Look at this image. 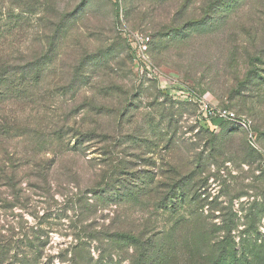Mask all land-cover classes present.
<instances>
[{"label": "rangeland", "instance_id": "rangeland-1", "mask_svg": "<svg viewBox=\"0 0 264 264\" xmlns=\"http://www.w3.org/2000/svg\"><path fill=\"white\" fill-rule=\"evenodd\" d=\"M184 1L0 0V66L25 85L0 97V193L13 177L29 199L0 229L49 231L42 264H67L79 234L176 228L182 246L196 210L218 242L235 224L240 243L251 212L264 238V0H225L214 23L200 21L205 0L177 15ZM201 100L253 139L205 119ZM135 183L148 194L131 196ZM88 243V264H132L122 242Z\"/></svg>", "mask_w": 264, "mask_h": 264}, {"label": "trees", "instance_id": "trees-1", "mask_svg": "<svg viewBox=\"0 0 264 264\" xmlns=\"http://www.w3.org/2000/svg\"><path fill=\"white\" fill-rule=\"evenodd\" d=\"M224 1L205 0L200 21L217 22L220 15L219 12H215L214 8ZM184 2L182 8L177 11L179 16H182L185 4L188 1L185 0ZM38 64L39 62L34 68L36 73L33 71L32 75L36 79H39L38 77L43 72L36 71ZM22 71L23 69L20 66L10 64L0 66V97H6L5 92L7 90L25 86L21 79H17L21 76ZM215 122L226 124L232 121L215 120ZM235 126V124L228 123L227 131L230 132L229 135L236 132L234 131ZM262 137L264 138V134H262ZM42 171L44 172L45 169L39 172ZM4 173L5 171L2 172V174ZM8 180L7 189L0 193V218L2 216L7 219L12 217V220H14L16 217L13 209L16 206L27 208L29 199L24 197L22 189L18 188L19 183L15 182L13 177ZM133 185L135 187L139 186L136 183ZM180 186L181 183H178L176 191L179 190ZM145 187V185L139 186L138 190L134 191L135 193H130V195L148 194L146 193L148 189ZM196 187L198 186L194 185L193 189H197ZM157 188L166 189L162 185ZM182 189L184 190V187ZM165 201L167 199L163 200V204H165ZM202 202H200V205ZM196 216L198 222L194 224V228L182 246L179 245L181 239L176 237V228L160 234L159 232L155 233L154 229L151 231L144 230L140 233L118 232L112 235H105L101 232L89 233L86 236L79 234L76 238L78 243L72 250V257L69 255L70 250L67 249L60 255V260L62 263L67 264H88L91 259L89 256H84V253L89 255V251H83L82 249L88 247V242L97 240L104 244V240L107 239L108 243L111 241L112 244L117 246V243L122 242L125 246L123 249L126 251L133 249V255L130 257L132 264H264V238L261 239L260 235L256 233L257 230L252 222L256 215L253 212L249 214V230L241 233L244 237L240 240V243H236L232 235V228L237 227L235 224H231L232 227L226 231L223 241L218 242L203 213L196 210ZM15 224L17 225H4L0 229V264H42L49 231L45 232L41 227H25L22 221ZM182 224H187L186 219L177 221L175 227H180ZM39 226H41V223H39ZM238 244L241 245V249L237 248ZM49 262H52L51 257Z\"/></svg>", "mask_w": 264, "mask_h": 264}, {"label": "built area", "instance_id": "built-area-1", "mask_svg": "<svg viewBox=\"0 0 264 264\" xmlns=\"http://www.w3.org/2000/svg\"><path fill=\"white\" fill-rule=\"evenodd\" d=\"M149 42H150L149 37L140 38L139 42L137 43V46L135 47L137 62L144 61L148 50ZM184 97L191 100L190 93L188 92H186ZM198 108H199V114L209 121H215V120L232 121L237 123L238 125L245 127V129H247L249 132L250 138L253 139L254 133L251 128L252 124L249 121H246L244 118L239 117L234 111L227 108L217 107L213 103L207 100H201L198 103ZM261 169L262 171H264V159L261 163Z\"/></svg>", "mask_w": 264, "mask_h": 264}]
</instances>
